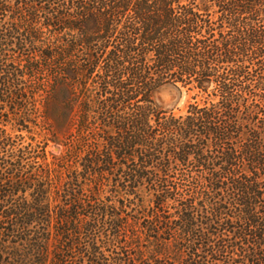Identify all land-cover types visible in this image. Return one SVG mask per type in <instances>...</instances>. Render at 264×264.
Wrapping results in <instances>:
<instances>
[{"label":"trees","instance_id":"16d2710c","mask_svg":"<svg viewBox=\"0 0 264 264\" xmlns=\"http://www.w3.org/2000/svg\"><path fill=\"white\" fill-rule=\"evenodd\" d=\"M0 19V120L50 99L69 131L50 170L0 128V264H264V0H0ZM165 84L216 101L176 117Z\"/></svg>","mask_w":264,"mask_h":264},{"label":"rangeland","instance_id":"374dc122","mask_svg":"<svg viewBox=\"0 0 264 264\" xmlns=\"http://www.w3.org/2000/svg\"><path fill=\"white\" fill-rule=\"evenodd\" d=\"M2 19H0V25ZM1 29V26H0ZM43 36L45 38L51 36L46 29H44ZM22 59L28 54L29 48H25ZM18 52V49L15 51ZM11 56L17 59V53L11 52ZM20 56H22L20 54ZM42 64H44L42 62ZM42 74H37L35 77L26 79L28 86L30 85L33 91L41 94L44 89L47 80L51 77L50 73L43 68ZM261 72H264V66L261 68ZM256 75V74H254ZM210 87L209 90H211ZM36 97H38L36 95ZM39 99V98H38ZM153 100L157 107L163 111L172 113L174 116L186 115L189 105L197 102L200 106L204 105V101H216L214 98L206 99V95L200 93L197 89L183 88L181 85L173 86L172 84H165L153 93ZM17 108V107H16ZM8 109V108H7ZM20 113L24 119L17 120L12 114L1 118L0 128L4 133L14 141L15 145L24 151V156L28 157L33 166L43 168L48 166L51 170V164H56L60 159L65 156L67 151L66 144L69 142V131L62 129L58 130L52 125L51 121V100L42 99L37 100L35 103L26 105V108H19ZM4 112V111H3ZM71 170L74 167L70 168ZM190 170V171H188ZM185 173L189 172L191 175H199L197 168H188L184 170ZM179 172H176V176H179ZM62 173H67L62 171ZM51 177V176H50ZM63 177L65 175L63 174ZM107 187L103 186L100 190L101 197L107 195ZM139 200L148 204L150 199V189L148 185L142 187Z\"/></svg>","mask_w":264,"mask_h":264}]
</instances>
